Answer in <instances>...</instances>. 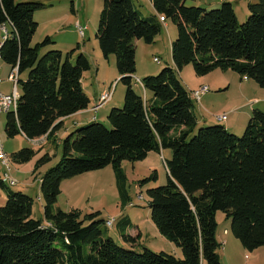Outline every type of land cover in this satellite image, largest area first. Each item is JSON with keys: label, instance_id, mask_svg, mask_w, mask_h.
<instances>
[{"label": "trees", "instance_id": "trees-1", "mask_svg": "<svg viewBox=\"0 0 264 264\" xmlns=\"http://www.w3.org/2000/svg\"><path fill=\"white\" fill-rule=\"evenodd\" d=\"M157 16L144 17L134 0H104L97 32L106 58L114 54L121 81L128 86L124 106L108 116L109 127L92 122L70 133L63 141V157L41 180L45 220L33 216L34 201L21 192H9L0 207V264H222L218 253L216 215L232 219V233L245 249L264 247V112L254 110L242 137L225 126L201 128L192 138L196 117L191 94L175 69L164 68L141 81L148 100L132 86L137 72V42L153 44L163 29L160 17L178 26L172 43V59L178 70L193 64L198 76L215 70L237 72L264 89V0L249 5L250 16L240 24L231 2L208 10L187 6V0H150ZM39 3L0 0V28L11 29L0 47V58L19 76L17 112L7 114L6 133L30 141L48 139L64 125V119L89 109L84 72L89 59L80 54L50 51L40 56L50 37L32 47L38 29ZM172 150L165 160L168 183L147 191L151 220L159 233L182 249L183 258L166 252L143 253L120 246L107 235L100 212L57 209L62 183L112 166L123 204L126 191L124 161L138 162L151 152ZM36 155L24 148L12 155L25 164ZM43 156L37 163H48ZM0 184L4 186L2 181ZM131 205V204H130ZM121 237L136 244L141 235Z\"/></svg>", "mask_w": 264, "mask_h": 264}, {"label": "rangeland", "instance_id": "rangeland-1", "mask_svg": "<svg viewBox=\"0 0 264 264\" xmlns=\"http://www.w3.org/2000/svg\"><path fill=\"white\" fill-rule=\"evenodd\" d=\"M211 1L217 2L218 5L205 7L203 0H187V6L214 10L220 8L223 2L229 1L234 6L239 23L244 24L250 16L249 5L258 0ZM15 2L17 4L30 2L43 5L34 14L38 29L33 38L32 47L42 43L47 37L52 39L53 44L41 47L40 56L50 51H61L64 56L72 54L71 61L73 63H76L80 54H84L89 59L91 68L83 74V85L91 103L95 104L94 102H98L102 94L113 91L111 100L99 112L92 113L97 116L98 123L109 127L108 116L112 109L124 106L128 86L121 81L116 56L112 54L106 58L97 40L104 0H15ZM134 4L144 17L150 16L153 7L150 0H134ZM167 23L169 30L162 23V32L153 44H146L142 40L137 44V72L133 78L132 86L135 92L142 97H145V92L140 82L148 76L158 75L164 68L173 64L172 43L178 38L179 30L171 18L167 19ZM79 27L84 30V37H81ZM8 31L11 33L10 27H8ZM4 39L5 33L0 29V44ZM156 58L160 60V64L155 62ZM175 70L191 94L193 101L192 110L197 125L190 138L197 134L201 128L215 125L224 126L225 122L218 120V117L223 115L228 117L226 124L234 122L235 131L230 133L242 137L253 111L264 109V104L258 105V101L256 102V100L264 98V89L260 88L253 80L245 82L237 72L217 69L208 75L198 76L193 64L183 67L182 70L177 68ZM11 71L12 67L0 58V77L3 81L1 90L4 93H11L13 90V83L8 80ZM27 78L28 72H23L19 76L22 81ZM114 85H116L115 88ZM204 86H207L209 91L201 101H198L194 97V92ZM18 88L21 93V84ZM146 96H151V93L147 92ZM74 121L75 119L67 121L70 133L77 130L78 126L73 124ZM6 123L7 114H0V147H3L4 153L9 157L11 176L18 181V184L14 187L8 183H5L4 186L0 184V207L6 204L9 192H21L33 199L34 218L44 221L45 201L41 192V180L48 170L58 165L62 160L63 145L52 137L44 139L45 142H40L41 144L30 141L22 135L11 138L6 133ZM24 148L33 149L36 155L25 164H16L12 160V155ZM48 152L52 159L36 168L38 161ZM172 154V150L167 149L161 154L154 152L142 161L123 162L126 191L129 196V201L126 204L122 203L115 171L112 166H108L102 170L64 181L56 210L60 209L65 212L79 210L83 214L100 212V219L105 222L109 218H115L116 222L112 228H108L105 224L107 235L123 248L134 250L137 253H143L145 249H148L156 253L166 252L173 255H175V249H179L180 256L183 258L182 249L163 237L153 224L147 194L149 189L168 183L165 160H170ZM5 172L6 168L0 159V181ZM127 216L132 219L134 226H140L144 232L135 247H131L130 243H126L121 237L122 222ZM216 220L219 238L226 240V246L221 245L218 250L222 264H264V247L250 252L232 233L231 218L219 211Z\"/></svg>", "mask_w": 264, "mask_h": 264}, {"label": "built area", "instance_id": "built-area-1", "mask_svg": "<svg viewBox=\"0 0 264 264\" xmlns=\"http://www.w3.org/2000/svg\"><path fill=\"white\" fill-rule=\"evenodd\" d=\"M160 21L162 23L166 22L165 17H160ZM4 33H5V38L8 37L9 33L7 31V26L3 25L0 28ZM79 32L81 37H84V30L79 27ZM155 62L160 64V60L159 59H155ZM18 67L15 69H12L11 73L9 74L8 80L10 82L13 83V90L11 93H4L1 90V84H2V79L0 77V114L4 113V114H8L10 112H17L18 109V105H19V101L21 98V93L19 91V72H18ZM116 87V85H114V88ZM209 89L207 86H204L202 88H200L199 90L194 92V97L198 100L201 101L202 97L208 93ZM113 96V91L112 92H108V93H104L100 96L99 100H98V104L93 108V112L97 113V111L102 108L107 102H109L111 100ZM96 118H94L95 120ZM219 119L221 121H226L227 120V116L223 115L220 116ZM44 139H47V137H44L42 139H38V140H34V142H36L37 144H41L40 142H45ZM0 159L2 160V164L5 166L6 168V172L3 174L2 176V183H8L10 186L14 187L18 184V181L16 179H14L11 176V168H10V163H9V157L4 153L3 151V147H0ZM132 205V204H131ZM116 220L115 218H109L106 221V226L108 228H112L115 224ZM225 244L223 243V246Z\"/></svg>", "mask_w": 264, "mask_h": 264}, {"label": "crops", "instance_id": "crops-1", "mask_svg": "<svg viewBox=\"0 0 264 264\" xmlns=\"http://www.w3.org/2000/svg\"><path fill=\"white\" fill-rule=\"evenodd\" d=\"M151 2V1H150ZM203 2H204V6L205 7H213V6H215V5H218V3L217 2H212L211 0H203ZM152 4V3H151ZM153 6V5H152ZM143 15V14H142ZM152 16H157V13H156V11H155V9L152 7V10H151V12H150V16L149 17H152ZM164 25H165V28L167 29V30H169V26H168V23H167V21L165 22V23H163ZM4 42V40L1 42V44H0V47H1V45H2V43ZM137 44H139V41L137 42ZM171 68H173V69H175L176 68V66H175V64H174V62H173V64L170 66ZM153 73V72H152ZM150 74V73H149ZM140 80V79H139ZM138 80V81H139ZM244 81L245 82H249L250 80H248V79H245L244 78ZM82 83H83V79H82ZM141 83V82H140ZM141 85H142V83H141ZM83 87H84V85H83ZM142 87H143V85H142ZM143 90H144V92H145V98L146 99H148V100H150V99H152V95L151 96H146V94H147V91L144 89V87H143ZM140 95V94H139ZM263 95H264V93H263ZM258 101V105H260V104H264V98H260V99H258V100H256V102ZM95 104H90V106H89V109H87V110H84V111H81V112H79V113H77V114H75V115H73V116H71V117H69V118H66V119H64V125H63V127L59 130V131H57V132H55V134H53V136H51L54 140H58L59 141V144H61L62 143V141L70 134V127L69 126H67V121L68 120H70V119H75V121H74V125H77L78 127H77V129L78 128H81V127H83V126H86L87 124H90V123H92V122H97V116L95 115H92V113H93V108L98 104V102L97 101H95L94 102ZM101 109V108H100ZM100 109L97 111V112H99L100 111ZM264 109H260V111H262V112H264L263 111ZM103 117H106V116H103ZM94 118H96L95 120H94ZM218 120L219 121H221L220 119H219V117H218ZM227 120H228V117H227ZM226 120V121H227ZM226 121H224L225 122V124H224V126L226 127V129L229 131V132H233V131H235V125H234V122L232 123V124H226ZM69 133V134H68ZM234 133V132H233ZM50 137V138H51ZM44 138V137H43ZM42 139V138H41ZM152 153H154V152H151V153H149V155L148 156H150ZM48 154L50 155V152H48ZM155 154H156V152H155ZM34 216V215H33ZM124 225L126 224L127 225V234L128 235H130V236H132V237H136L137 235H141V237L144 235V232H143V230H141V228H140V226H134V224H133V221H132V219L131 218H129V216H127V218H125V220L122 222ZM225 234V233H224ZM220 236L218 235V233H217V239H218V241H219V243L221 244V245H223V243L225 244L224 246H226V240L224 239H221V238H219ZM138 243H136V244H130L131 245V247H135L136 245H137ZM179 249H175V256H177L178 258H181V256H180V253H179V251H178Z\"/></svg>", "mask_w": 264, "mask_h": 264}]
</instances>
